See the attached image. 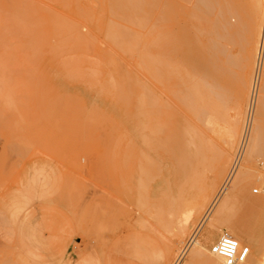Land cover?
<instances>
[{"label":"rangeland","instance_id":"374dc122","mask_svg":"<svg viewBox=\"0 0 264 264\" xmlns=\"http://www.w3.org/2000/svg\"><path fill=\"white\" fill-rule=\"evenodd\" d=\"M53 1L40 0L43 2L40 3L39 0H32L34 5L37 4V11L33 12L36 15V24L33 20L13 28L11 33L6 29L0 33V210L4 201L15 198L18 192H25L29 197L26 210L14 223L5 221L0 214V264H24L25 261L26 264H203L194 258L200 244L198 241L204 240L207 232L213 231V235L207 237V240L212 239L210 243H214L220 235H230L232 226L238 225L252 227L258 232L262 236L264 251V209L251 211L250 207L239 202L237 207L235 206L236 214L231 212L229 215V211L224 214L218 208L228 191L231 194L237 179L235 175L226 184L246 123L248 136L254 131V127L263 129L264 124V121L261 122L264 118H259V107L264 105V88H261L264 87V47L260 46V41L257 42L259 48L255 47L257 39L255 34L252 35V30L249 31L250 19L244 20L248 21L247 23L238 25L237 16L236 19L235 15L231 17L229 13L228 16L224 14L230 18L228 21L226 18L223 32L221 30L224 33L221 43L225 46V59L233 61L229 64L226 62V67L229 65L233 68L227 67L228 74H232L230 79H236L235 85H238L237 81L242 78H248L249 81V90L246 86L244 90L246 89V95L248 93L250 96H245L243 111L239 115L236 109L237 99L232 96L236 94L232 90L237 88L233 84V89L227 94L230 98L227 101H232H226L225 104L218 101L220 106L216 102L219 107L211 106L213 113L209 110L207 115L209 117L214 114L213 117L199 121L177 97L173 94L171 96V89L185 88L188 86L187 82L169 77L156 81L157 78L152 77L154 74L150 73L153 71L156 76L162 78L161 74L157 73L161 72V69L156 67L159 66L158 61L156 62L159 60V47L156 44L160 41L163 21L162 16L156 14L160 13L159 8L164 0H152V3L157 2L151 5L146 0L144 8H149V11L144 9L139 12L140 17L133 19L138 20V23L131 21L130 25L128 21H119L111 15L105 2L102 5L103 0H78L77 3L71 0ZM173 1L178 2L177 5L182 9L185 6L183 10L188 12L196 13L200 10V0H193L194 9H198L197 11L189 9L194 6L191 0ZM239 1L228 0V3L235 5L240 3ZM88 7L93 13H88V17L94 16L91 19H81L82 16L86 18L83 9H89ZM150 7H155V11L152 10L154 13L150 12ZM55 8L66 13V16L56 12ZM156 9H159V12ZM45 12L49 16V22L41 16ZM195 15H190V18L184 15L178 17L179 20L172 28L176 31L184 22L182 27H186L195 42L199 41L202 46L205 38L199 35L200 28L198 33L196 32L202 22L197 21L199 14L197 17ZM52 16L65 22H71L74 18L73 23L81 26V34L90 39L89 47L88 44L87 48L84 45H77V48L71 45L72 48L67 49L68 51L55 47L61 41V34L57 36V32L52 31L56 26ZM113 20L116 24L121 23L122 27H131V31L135 30L137 34L143 30L141 34L144 35L132 36L135 32L132 33L125 27L128 37L130 36L129 45L127 43L130 47L123 51L113 44V38L108 34V25L113 23ZM227 24L235 26L236 29H230ZM50 25H53L52 28ZM138 26L145 30L139 29ZM118 27L120 30L125 29ZM229 29L234 32L231 34ZM23 39L26 40L23 42L26 44L24 46L21 43ZM142 41L145 43L142 44ZM132 42L135 44H131ZM146 46H150L145 48L148 52L152 51L156 55L147 51L143 54L139 52ZM80 47L88 54L84 56L87 64H84V59L81 60L83 64L79 63L83 56L82 51L78 50ZM56 48L60 51L53 50ZM130 48L137 51L131 53L132 57L128 59L129 54L125 57V53L133 52ZM61 50L65 51L64 54ZM53 51L55 53H52ZM74 51L78 55L69 56L70 52ZM58 52L64 56L63 59ZM146 52L148 54L144 55ZM140 53L142 56L137 55ZM139 57H148L150 64L143 58L144 61L140 58V63ZM67 59L71 61L68 62ZM63 60L66 62L65 66ZM147 64L151 65V68L146 66ZM185 68L187 71L188 67ZM144 69L150 71L146 72ZM255 82L258 90L255 89ZM134 87L140 93L150 88L155 89V92L159 93L158 99H166L163 101H166L170 111L176 112L180 119L185 118L188 122H193L191 124L198 127L202 137L210 136L211 141L205 138L204 146L197 148L176 146L161 150L156 145L158 142L155 134L151 144L140 145L135 127V101L140 93L134 91ZM130 95L135 97L131 98ZM251 102V118L248 123L246 117ZM158 113L157 107L154 112L156 120ZM236 119L239 125L236 124ZM234 125L239 126L236 130L238 135L235 134L237 138H233H236V141L233 140L235 150L233 147L229 148L227 143L230 131L236 129L233 128ZM133 142H136V146ZM225 145L230 151L231 162H228L227 167L226 160L224 161L226 172L222 174L223 158L227 153ZM263 146L264 141L260 151H264ZM142 151L146 155L141 153V156L139 152ZM242 157L241 164L245 162L243 154ZM244 164L240 166L238 176L243 172ZM262 168L264 169V152L260 153L247 170L246 181L250 184L249 189L253 187L259 190V193L249 190L255 196L263 194ZM219 182H223L221 187L226 186L224 190H228L224 194L223 188H220L218 193L221 192V196L218 197V193L213 196L212 190ZM214 201L217 203L210 208ZM207 202L210 210L206 209ZM189 216L192 220L186 222ZM195 234L197 241L194 242ZM239 235L241 237L234 238L240 245L249 246V255L253 258L255 247L249 245L243 230ZM208 241L205 243L210 250ZM262 263L264 264V253Z\"/></svg>","mask_w":264,"mask_h":264},{"label":"bare ground","instance_id":"6f19581e","mask_svg":"<svg viewBox=\"0 0 264 264\" xmlns=\"http://www.w3.org/2000/svg\"><path fill=\"white\" fill-rule=\"evenodd\" d=\"M64 1L67 2V0H64ZM72 1H73V3H75L78 0H71V2ZM92 1H94V0H92ZM148 1H149L148 2L149 5H151V4L154 3V2L152 3V0H148ZM191 1H193V0H191ZM39 2H40V0H39ZM53 2H55V0ZM71 2L69 1V4H71ZM104 2H105V5L108 8V10H109V12H110L111 15L115 16L116 18H118L119 21L121 19L124 22L125 21H128V23L131 22V21L132 22L135 21V20H133L134 18H139L140 17L139 16V12H141L142 10L145 9L144 11H146V12L149 11V8L148 9L147 8H144L145 7L144 4L146 3V0H103V3L101 2L102 5H104ZM160 2H158L159 5H160ZM239 2L240 3H237L235 5H232V3H228V0H200V10H198V9L195 10L194 9L195 5H194V1H193L192 5H194V6H192L191 8L189 6H187V8L188 7H189V9H192L193 8V10H195V11L198 10L196 13L199 14V15H197L196 13H193V11L188 12L186 10H183L185 8V6L182 9L181 7H179L177 5L179 3L176 2V1H173L172 2V0H170L168 2V0H167V2H165V0H164V2L162 1V3H161V7L159 8V9H161L160 10V13H157L156 14V15L159 14V17L162 16L161 19H162L163 22L161 21V19H160V21L162 22L161 23L162 24L161 25V28L163 29V31L160 34V41H159V43L156 44V46L158 45V47H159V49H158L159 50V60H156V62L158 61L157 63L159 64V66L158 65L156 66V64H154V63L153 64L151 63V65L152 66L155 65L158 69H161V72H157L156 70L155 71L157 73L161 74L160 76L162 78L158 77L159 75L156 76L153 71L151 72L150 70H146V69H144V70H146V72L147 71H150V73H152V75L154 74L156 77L154 75L152 77H154L155 79L157 78L156 81L158 79H160V80L163 81V80H165V78L169 77V78L178 79L179 81H182L183 83L184 82H187L188 83V86L185 87V88L183 87L182 89L181 88L171 89V91H172V92L170 91L171 92V96L173 94L175 97H177L178 100L183 105H185L186 108H188V111L194 116V118H196L199 121H205L206 120V117L208 115L209 110L211 112L210 107L211 106H214V105L217 106V104L219 105V102L218 101H221L222 104H225V103L229 102V101H227V99H230V98H228V95L227 94H228V92H231V90L233 89L232 88V85L233 84L235 85V83H236V81H235L236 79H234V81H233V79H230L231 78L230 76L232 74L231 75H229L230 73L228 74L227 67L229 65L226 67V62H228V64H229V63H231L233 61L232 60H227L226 61L225 58H226L227 55L224 53V48H223L225 46L222 45L223 42L221 41V38H222V36L224 34V33H222L223 32V30H222L223 29V25L225 26V23L224 22H227L228 19L230 18V17L227 18L225 16L226 15L228 16V13H229V16L232 15L231 17H233L235 15V18H236V16H237V18L239 20L238 25L239 24L241 25L242 23H245L246 21H244V20L250 19V22H249L250 25L249 24H246V25H249V27H250L249 29L250 30L249 29L248 30L249 31L252 30V32H253L252 35L255 34L254 36L257 39V40L255 39L256 40V46L255 47L259 48L258 47L259 46V44H258L259 41L261 42L260 43L261 44L260 46L261 47H264V28H263L264 27V0H240ZM40 3H43V2H40ZM89 4H90V2H89ZM96 4H97V2H96ZM187 5H189V3H187ZM198 5H199V3H198ZM198 5H196L197 8L199 7ZM36 6H37V4L35 3V5H34L33 2H32V0H1L0 1V33L3 32L5 29H6V31H8L9 33H11L14 30L13 28H16L18 26H22V24H24V23H28V22H31V21L35 20L36 19V15L33 12L37 11V9H36L37 7ZM60 6L63 8L62 5H60ZM77 6H79V5H77ZM98 7L100 8V6H98ZM155 7H157V5ZM70 8L71 7H69V9ZM81 8H83V7H81ZM86 8L83 9V11L85 10V12H86V13L83 12L86 15V18H82L83 16L82 17L80 16L81 19H87V18L89 19L90 17H88V13L93 14L91 12L92 9L90 7H88L89 9H86ZM95 8H97V7H95ZM154 8L153 7H150V10H151L150 12L155 11ZM159 9L158 10L156 9L157 12H159ZM54 10H57V9L55 8ZM86 10H89V11L87 12ZM99 10H101V8ZM75 11L78 12L77 10H75ZM199 11H201V12H199ZM41 12H43V11H41ZM56 12L63 13L60 10L59 11L57 10ZM246 13L249 16L248 15L246 16ZM40 14L41 13L39 11V15ZM63 14L65 15L66 13H63ZM75 14H73V15H75ZM91 14L89 16H91ZM110 14H108V16ZM192 14L193 15L196 14L198 16V18H199V20L197 19V21L202 22L201 23L202 24L201 27H197V29H196V32H197L198 28H200L199 29L200 31L198 30V32L201 33V34H199V35L200 36H203L205 38L204 44L202 46L200 45L199 41L195 42V40L189 34V31L187 30L186 27H184V26L182 27V25L184 24V22H182L183 24H181V27L178 28L176 31H174L173 28H172L174 26V24L177 22V20H179L178 17H181L182 15H184V16H188L187 18H190V15H191V17H193ZM211 14H213L214 16L211 15ZM224 14H225V16H224ZM81 15H83V14L81 13ZM85 15H84V17H85ZM196 15H195V17H197ZM41 16H43L45 19H48V22H49V16L46 14V12L43 13ZM67 16L70 17L69 15H67ZM78 16H79V14H78ZM93 16L94 15H92L91 18ZM159 17H157V18H159ZM244 17H247V19L244 18ZM226 18H227V21H226ZM52 19H54L55 22H56V26H55L54 30H52V31L53 32H57V33H55V34H57V36L59 34H61V41L59 42V44H57V46L55 45V47L61 48L63 50L68 51L67 49L72 48L71 45H73V47L76 46V48H77V45L78 46L79 45L86 46L88 44V42H89L90 39L88 37H86L85 35H82L81 34V30H80L81 29V26L78 25V24L73 23L72 19H74V18L71 19V22H70V20H69V22L68 21L65 22V21L61 20L60 18H56V16L55 17L52 16ZM42 21H43V19H42ZM137 21H135V22H137ZM34 22L36 24V20ZM112 22L114 23L115 26L112 25L113 23H111V24L108 25V34L113 38V40H112L113 44L116 45V46H118L119 48H122L123 51H124V50H126L127 48L130 47V46L128 47V45H129V42L128 41H130L129 40L130 36L128 37L129 34H128V32H126L127 31L126 28H128V27H126V25L122 27V24L120 23L121 24L120 25L117 22L118 26H120L121 28L124 29L126 27L124 30H122V29L120 30V28L118 26H116L117 25L116 22L114 20ZM203 22H205V23H203ZM128 23H126V24H128ZM137 23H135V24H137ZM46 24H48V23H46ZM141 24H142V22H141ZM129 25H130V23H129ZM132 25H133V23H132ZM238 25H236V27H238ZM52 26L50 25L51 28H52ZM111 26H113V27H111ZM227 26L230 29L232 28V30L235 28V26L234 27L233 26H230V24L229 25L227 24ZM44 27L45 26H43V28ZM47 27H48V25H47ZM114 27H116L118 29H116ZM133 27H135V25ZM138 27H140V26H138ZM241 27H243V26H241ZM141 28H143V27H140L139 29H141ZM128 29H129V31L132 30L131 27L128 28ZM37 30L40 31V29H37ZM221 30H222V32H221ZM232 30H230V31H232ZM237 30H239V29H237ZM44 31L47 32L46 29H44ZM142 31L141 32L139 31L138 34H137L135 32V30H133L131 32L132 33L135 32V35H133L134 33L133 34L130 33V35L131 34H132V36H136V34L139 35V36L140 35H144V34H141ZM233 32L234 31H232L231 34ZM48 33L49 32H47V34ZM227 33H229V32H227ZM36 34H37V32H36ZM44 36H46V35H44ZM51 36H53V35H51ZM54 36H56V35H54ZM28 37H30V36H28ZM227 37L228 36H226V39H227ZM6 38H8V37H6ZM21 38H22V36H21ZM132 38L134 39V37H132ZM25 39H27V38H25ZM29 39H31V38H29ZM135 39H137V38H135ZM248 39H249V36H248ZM137 40H139V38ZM8 42H10V41H8ZM23 42L25 43L26 40L25 41H24V39H23V41L21 40V43H23ZM224 42H225V39H224ZM24 43H23V46L26 45ZM127 43H128V45H127ZM141 43L143 44L145 42L142 41ZM250 43H251V41H250ZM18 44H20V42ZM42 44L44 45V43H42ZM131 44L134 45L135 43L132 42ZM257 44H258V46H257ZM89 45L90 44H88V47H89ZM5 46H7V45H5ZM228 46H230V44ZM81 47L78 48V50L80 49L82 51L81 54H83V56L81 57L79 63L83 64L82 63L83 61H81V60L84 59V56H87L88 54H86L87 52H85L84 49L82 50L83 47L82 48ZM147 47L150 48V46H146V47H144V49L147 48ZM57 48L56 49H53V50H57ZM86 48H87V46H86ZM144 49L142 47V51L140 49L139 52H142V54H143L145 51H147V49H145V50ZM2 50H4V49H1V51ZM63 50H61V52L64 54L65 51H63ZM88 50L89 49H87V51ZM135 50L136 49H133L132 48L130 51H133V52L125 53L126 52L125 51L123 53L126 54L125 57H128L127 54H129V58L128 59H131L132 56L130 57V55H131V53L132 54L135 53ZM57 51H60V50H57ZM79 51H77V52H79ZM147 52L144 55H147L148 53L149 54L152 53V51L151 52L149 51L148 53ZM52 53H55V51H53ZM58 53H60V52H58ZM70 53L71 54H69V56L70 55H73V54H75L76 56L78 55V54H76V51H74L73 53L72 52H70ZM246 53H248V52H246ZM79 55H80V53H79ZM137 55L138 56H142L141 53L140 54H137ZM153 55L155 56L156 53L153 54ZM65 56H67V55H65ZM135 57H137V56H135ZM148 57L147 58L146 57H139V62L141 63L140 58L141 59L143 58V59H146V61L149 62V64H150V60H149ZM63 58H64V56L62 57V59ZM69 58L71 59V57H69ZM78 58H80V57L78 56ZM70 59H67V61L68 62L71 61ZM75 59H76V57H75ZM65 60H66V58H65ZM136 60H138V59L136 58ZM75 61L78 62V60H75ZM152 61L153 60H151V62ZM63 62H64V66H65L66 62L64 60H63ZM85 62H86V60L84 61V64H87ZM79 63H77V64H79ZM149 64H147L146 66H148V67L151 68V65H149ZM249 64H250V62H249ZM137 66H138V63H137ZM146 66L144 65V67H146ZM185 66L188 67L187 71L185 70L186 69ZM148 67H146V68L148 69ZM230 67L231 66H229L228 68H230ZM258 67H259V65L257 66V72H256V75H255V79H256V76L258 74ZM141 69H143V68H141ZM230 69H233V68H230ZM231 72H232V70H231ZM245 74H244V76H245ZM261 74H262V72H261ZM234 77H235V75L233 76V78ZM230 80L233 81V83H231ZM167 84H168V82H167ZM237 84L238 85H235L237 89H233L232 90V91H234L233 93H235L236 95H232V96H235L234 98L237 99V101H236V106H237L236 109L238 110V113L240 115V113L243 111L242 108H243V103H245V96L249 95L248 93L246 95V91H245L246 89L244 90L245 86H246L247 90H249L248 89L249 87H247V85L249 86L248 78H242L241 80H239V82L237 81ZM234 85H233V87H234ZM250 85H251V83H250ZM129 86H130V84H129ZM136 86H138V85H136ZM161 86H163V85H161ZM179 86H180V84H179ZM254 86H255V89H257V83L256 82H255ZM261 86H262V84H261ZM261 88H264V87L262 86ZM145 89H146V87H145ZM150 89L149 90H146V91L144 90V92H142V93L138 92L136 90V88L134 90V91H137L138 93H140L139 96L135 94L138 97H137V100L136 101L134 100L136 102V104H137L136 105L137 106V111L135 113L136 114V117H137L136 126H135L136 127V137L138 138V140H139L138 142H140V145L151 144V142H152L155 134H157V142L158 143L157 144L155 143V144L157 146H159V148L161 150L162 149L169 148V147L170 148L171 147H176V146H184V147H189V148H197V147L204 146V139L205 138L207 139L208 137H206V135L203 134L204 135L203 136L204 138H203L202 137V134H200V132L197 129L198 127L196 128L194 126L195 124L194 125L191 124L193 122H188L183 117H182L183 119H180L178 117V115L176 114V112H172V110L170 111V109L167 106V104H165L166 101H163V100H166V99H162V100L158 99L159 98L158 97V94L159 93L157 94V92H155V89H153V90H152V88H150ZM166 89H168V88L166 87ZM235 90H236V92H235ZM257 90H256V93H257ZM250 92H251V90H250ZM161 93L163 94V92H161ZM167 93L169 94V92H167ZM133 97H135V96H131V98H133ZM160 97L162 98L163 96L160 95ZM177 98H175V99H177ZM167 99H168V97H167ZM254 99L252 100L253 102H254ZM248 100H247V104H248ZM159 101H161V102H159ZM216 102H218V103L216 104ZM219 106H217V107H219ZM157 107H158V110H159V113H158L159 115H157L158 116V119L156 120L154 118V112H155V109ZM259 108H260L259 109V112H260L259 113L260 114V117L259 118L263 119L264 118V105L262 107H259ZM211 113H213V112H211ZM244 113H246V112L244 111ZM213 115L212 116H209V117H213ZM209 117H207V118H209ZM241 117H242V115H241ZM224 118H225V116H224ZM190 119H192V116H191ZM236 121H237V119H236ZM263 121L264 120H261V122H263ZM238 122L239 121H237L236 124L239 125ZM242 123H243V121H242ZM237 127L239 129V126H237ZM237 127L234 125L233 128H236V129L235 130L232 129L230 131V133H229L230 135H229L228 142H227L229 144V146H228L229 148H231V147L234 148V146H235V145L233 146V144H234V141L233 140H235L237 138V135H238L237 134V131H236V130H238ZM202 129L204 130V128H202ZM263 129H264V124H263ZM263 129L261 127L260 128L257 127L255 129V127H254V131L252 133L250 132L249 136H248L249 129H247V134L245 135V140H244V145H243V150H242V154H243L244 160H245V162H244L245 164L243 163L245 168H244L243 172L240 173V175L238 176V174H239L238 173V170H240L239 169V168H241L240 166L243 165V164H241L242 163V158H243L241 156V161L239 162L240 164L237 166V168L235 169L234 173L232 175L228 176L227 177V180H226L227 181L226 184H227L228 181H230L235 175H237V179H236V181H235V183L233 184V187H232V192H231V194H229V191H228V194L225 195L226 197H224V200L222 201V203H220V207H218L219 208V211L220 212L222 211V213H224V214H226L225 212H227V211H229V215H231L232 213L236 214L235 213V211L237 210L236 204H238L239 202H241V203L245 204L246 206L250 207V210L251 211H257V210H260V209H264V187L262 189L263 190L262 196H255V195H253V194H251L249 192V190H251L253 192L255 189H253V187H250V189H249V185L250 184H249V182L246 181V178H247V176H246L247 175V170L250 168V166L252 165L253 161L258 158V156L260 155V153L264 152L263 150L260 151L261 144L264 141V130ZM204 133H206V131ZM235 134H237V135H235ZM235 136H236V138L233 139ZM247 136H248V140L246 142ZM208 139H210V136H209ZM208 139H207V141H208ZM210 141H211V139H210ZM135 143H134V145L136 146ZM227 143H226V145H228ZM245 143H246V145H245ZM131 144H132V141H131ZM207 144H209V143H207ZM205 145H206V143H205ZM228 147H227V153H226V155H224V158H223V165H224V161L226 160L227 167L229 165L228 164L229 159L231 158L230 157V151H229ZM263 148H264V146H263ZM235 149L236 148H234V150ZM150 150L152 151V149H149V151ZM141 153H143V151L142 152H139V154H141ZM144 155H146V154H144ZM141 156H142V154H141ZM231 156L233 157V155H231ZM225 170L226 169H225V165H224L223 166V169H222V172H223L222 174H225V172H226ZM262 182L264 183V180ZM222 183L223 182H219L213 188V190H212L213 196L216 193H218V191H219L220 188H223V191H224L223 193L224 194L226 193V191L228 189L227 190H224V188L226 186L223 185L224 187H221ZM220 193L221 192L218 193V197H219ZM208 202L210 203V201H208ZM209 203L206 205L207 207L205 206L206 209L208 208ZM215 203H217V202L214 201L211 204L210 208H213V206L215 205ZM231 207H233V209H231ZM234 208H236V209H234ZM232 210H234V212ZM185 217L187 218L188 215L185 216ZM190 219H191V217L189 216V218L186 219V222H188V220H190ZM186 226H188V225H186ZM242 230L244 231V233L248 237V240L247 241H248L249 245L251 247H255L256 253L253 256V258L250 257V255H248L247 259L244 262L238 263V264H263L262 261H263V253H264V251H263V248H262V236L258 232H256L252 227H247V226H243V225H240V226L239 225L238 226H232V228H231V234L230 235L233 236V237H241L239 235V233ZM207 233L208 234L206 235V237L204 238V240H202V241L199 240L198 241V243H200V244H199V246H197L198 248L195 251L194 258L196 260H198L199 262L201 261L203 264H222V263L225 264L224 261H223V258L221 256L211 253L210 250L206 247V243H207L206 241L209 240L208 241L209 243L212 241V239H211V241H210V239L207 240V237L210 238V236L213 235V231H209ZM196 234H195V238H194V235H193L194 242L197 241V237H196L197 235ZM205 239H206V241H205ZM214 242H215V240H214ZM210 245H212V243H210ZM173 256H174V254H173ZM250 258H252V259H250ZM25 262H24V264H26Z\"/></svg>","mask_w":264,"mask_h":264},{"label":"built area","instance_id":"2783aa9c","mask_svg":"<svg viewBox=\"0 0 264 264\" xmlns=\"http://www.w3.org/2000/svg\"><path fill=\"white\" fill-rule=\"evenodd\" d=\"M252 108V102L251 105L248 106V112H247V120L246 122L249 123L250 121V113ZM247 123L244 128V132L242 134L240 143L237 147V150L235 152V155L233 157L230 170L228 172V175L230 176L237 166L239 165V162L241 160L242 156V150L245 140V135L247 134ZM253 193H259V190L256 188ZM210 252L216 255H219L223 258V261L225 264H238L244 262L250 252L249 246L246 245H239V242L236 238H234L231 235L228 234H222L212 245L210 246Z\"/></svg>","mask_w":264,"mask_h":264},{"label":"crops","instance_id":"0c3cea01","mask_svg":"<svg viewBox=\"0 0 264 264\" xmlns=\"http://www.w3.org/2000/svg\"><path fill=\"white\" fill-rule=\"evenodd\" d=\"M28 202L29 197L25 192L16 193L15 198L4 201L2 204L1 217L9 223H14L18 216L26 210Z\"/></svg>","mask_w":264,"mask_h":264}]
</instances>
